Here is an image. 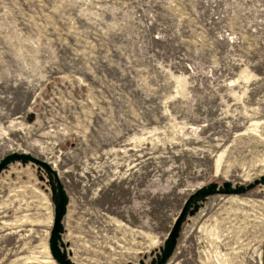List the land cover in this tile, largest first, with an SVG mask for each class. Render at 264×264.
Here are the masks:
<instances>
[{
  "label": "rangeland",
  "instance_id": "1",
  "mask_svg": "<svg viewBox=\"0 0 264 264\" xmlns=\"http://www.w3.org/2000/svg\"><path fill=\"white\" fill-rule=\"evenodd\" d=\"M11 152L58 172L74 264H155L198 188L264 177V0H0ZM56 198L40 165L1 172L0 264H59ZM198 204L166 264H264V183Z\"/></svg>",
  "mask_w": 264,
  "mask_h": 264
},
{
  "label": "water",
  "instance_id": "2",
  "mask_svg": "<svg viewBox=\"0 0 264 264\" xmlns=\"http://www.w3.org/2000/svg\"><path fill=\"white\" fill-rule=\"evenodd\" d=\"M22 161V162H33L37 165L44 167L50 177L51 182L53 179L56 181L57 198L55 200V214L54 223L50 235V250L55 259L58 260L59 264H74L67 255V251L64 248V243L61 242L62 233L64 232V217L67 211L68 197L62 183L59 178L58 172L45 160H42L32 154L25 152H11L5 155L0 160V174L5 170L11 163ZM264 183V177L255 180L247 185L235 186L231 181H224L221 184L219 182H211L206 186L198 188L193 192L184 202V205L174 221V224L165 240L164 249L161 255L158 257L155 264H166L168 260L173 256L174 251L177 247L178 238L183 226V223L192 215L195 210L198 209V202L209 195L218 193L223 194H243L253 189L258 184ZM55 189V188H54ZM263 260H264V247H263Z\"/></svg>",
  "mask_w": 264,
  "mask_h": 264
},
{
  "label": "flooded vegetation",
  "instance_id": "3",
  "mask_svg": "<svg viewBox=\"0 0 264 264\" xmlns=\"http://www.w3.org/2000/svg\"><path fill=\"white\" fill-rule=\"evenodd\" d=\"M220 183V182H219ZM221 184V183H220Z\"/></svg>",
  "mask_w": 264,
  "mask_h": 264
}]
</instances>
